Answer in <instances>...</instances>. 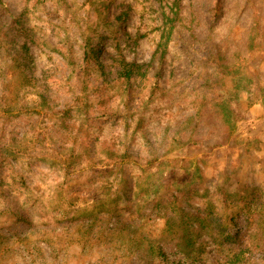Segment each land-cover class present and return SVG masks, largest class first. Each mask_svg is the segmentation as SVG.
Returning a JSON list of instances; mask_svg holds the SVG:
<instances>
[{
    "label": "rangeland",
    "instance_id": "rangeland-1",
    "mask_svg": "<svg viewBox=\"0 0 264 264\" xmlns=\"http://www.w3.org/2000/svg\"><path fill=\"white\" fill-rule=\"evenodd\" d=\"M253 187L264 0H0V264H219L172 212Z\"/></svg>",
    "mask_w": 264,
    "mask_h": 264
},
{
    "label": "trees",
    "instance_id": "trees-1",
    "mask_svg": "<svg viewBox=\"0 0 264 264\" xmlns=\"http://www.w3.org/2000/svg\"><path fill=\"white\" fill-rule=\"evenodd\" d=\"M218 5H221L220 1ZM263 193V189L253 187L246 192L228 195L225 199V208L226 210H231V212L227 215L218 212L214 206L206 207L203 210L197 208L195 211H188L186 208H181L180 211L172 212L175 214L176 218H178L176 220L181 223L180 229L183 232L184 241L179 243L180 249L182 251L186 248L188 249L196 243L195 241L197 238H202L203 235L205 236L207 234L218 249V255L221 256V259L218 260L219 264H240L248 259H252L247 256L254 255L257 250L262 247L261 240L264 237L263 227L257 228V231L253 233L251 231L252 223H259L260 227V218L264 217ZM172 200L176 204L180 199L175 197ZM158 205L161 206L162 203L159 202ZM163 208L169 210L167 207ZM140 215L141 218H144V213H140ZM256 215L259 217L258 220L255 219ZM237 216L242 217L243 226L240 225L241 222L238 223ZM169 221L173 220L170 219ZM144 225L148 226L147 224H143L140 228V233L138 230L136 234L141 235V231L147 234H145L144 237L140 236L142 240L138 245L135 242V235L133 234L134 237H130V243L132 242L131 247L138 246L140 248L143 244H146V246H149L148 249H150V257L159 253L161 256H165V260H169L166 258L167 249H164L163 245L158 248L155 246L158 244V241L151 239L153 233L148 234L151 231ZM121 231L129 232V225H127V223L123 224ZM255 234H257V236L256 239L253 240ZM130 236H132L131 232ZM201 255L202 250L193 248L189 257L200 262L202 259ZM201 264L204 263L201 262Z\"/></svg>",
    "mask_w": 264,
    "mask_h": 264
}]
</instances>
